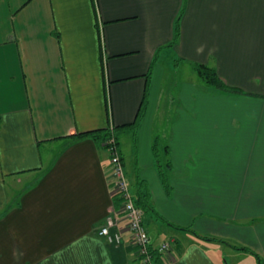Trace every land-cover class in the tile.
<instances>
[{"label": "crops", "instance_id": "1", "mask_svg": "<svg viewBox=\"0 0 264 264\" xmlns=\"http://www.w3.org/2000/svg\"><path fill=\"white\" fill-rule=\"evenodd\" d=\"M111 126L167 264H264V0H0V264H142L99 234L106 145L70 136Z\"/></svg>", "mask_w": 264, "mask_h": 264}, {"label": "built area", "instance_id": "2", "mask_svg": "<svg viewBox=\"0 0 264 264\" xmlns=\"http://www.w3.org/2000/svg\"><path fill=\"white\" fill-rule=\"evenodd\" d=\"M113 130V126L110 127ZM110 158V173L112 175V193L121 197V206L118 210L113 209L105 222L99 229V234L103 235L109 242H119L122 239L120 221H126V228L130 232L131 241L137 247V255L141 256L144 262L150 263V236L144 224V213L141 207L136 204L135 196L129 185L128 177L125 173L122 156L116 136L113 132L105 142ZM118 227L115 232L112 228ZM173 246L171 240H166L158 245L159 250L168 251Z\"/></svg>", "mask_w": 264, "mask_h": 264}, {"label": "trees", "instance_id": "3", "mask_svg": "<svg viewBox=\"0 0 264 264\" xmlns=\"http://www.w3.org/2000/svg\"><path fill=\"white\" fill-rule=\"evenodd\" d=\"M176 36L179 33V20H177L176 22ZM196 70L198 72V74L201 76V78L203 79V81L205 82L206 85L214 87V88H218L221 89L223 91H229V92H233V91H239L238 88L229 86L228 84H226L221 77L219 76L217 70L206 64V63H196ZM137 124V119L134 122H130L128 124L122 125L123 127H125L126 125H135ZM117 128H119V126H113V130L111 131L110 128H100V129H93L90 131H83V132H79V133H74L71 134L70 136L72 137V140H77L83 136H92V138H94L97 142L100 143H104L106 142V140L108 139L109 135L111 134V132L114 133V135L116 136L118 145H119V141L117 138L116 133L118 132V130H116ZM120 150V147H119ZM121 153V151H120ZM122 156V155H121ZM123 160V158H122ZM124 165V164H123ZM114 205H115V209L118 210L121 206V197H119L117 194H114ZM148 195L147 193H142V194H138V196L135 198L136 204L141 207V209L143 210V212L147 211L148 208L151 207L150 202L148 201L149 199L147 198ZM145 210V211H144ZM178 228H186V229H190L188 227H182L179 225H175ZM192 230L198 237H203V238H215V237H207V236H203L200 235L199 233H197L196 231ZM136 251H137V247L135 245ZM245 249H249L247 247H243ZM174 250L173 246L168 250V251H163V250H159L158 246H154L152 243L150 244V253H151V257H150V263L144 262L142 257L138 255V258L140 259L142 264H167L170 262V258L169 255L173 254L172 251Z\"/></svg>", "mask_w": 264, "mask_h": 264}, {"label": "rangeland", "instance_id": "4", "mask_svg": "<svg viewBox=\"0 0 264 264\" xmlns=\"http://www.w3.org/2000/svg\"><path fill=\"white\" fill-rule=\"evenodd\" d=\"M169 59H170V57L167 56L165 61H168ZM170 63L172 64V69H171L170 72L167 69L168 77L165 78V80L163 82L164 85H162V86H163V88H165V90L169 94L172 95V94H174V93L176 94L178 92L179 85H184L185 78L188 77L187 76L188 73H187V70H185L184 68H179L178 67V69H176V67L178 65L176 64V62L173 59L170 61ZM197 75H198L197 77H198V79H200L201 83L203 85H206L205 82L203 81V79L201 78V76L198 74V72H197ZM122 137H123L121 139L122 140V148H123V152H124L125 146H124V136H123V134H122ZM131 160H133V158L132 157L129 158V156H128V159H126L125 170L127 171V174H128L129 169H131V167H132ZM148 216H149V214H148ZM145 217H146V211H145Z\"/></svg>", "mask_w": 264, "mask_h": 264}]
</instances>
